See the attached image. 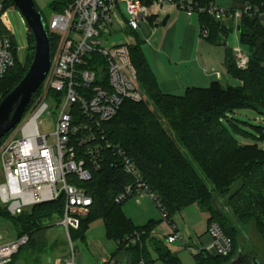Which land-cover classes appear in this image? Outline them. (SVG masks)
I'll return each instance as SVG.
<instances>
[{
  "label": "trees",
  "instance_id": "1",
  "mask_svg": "<svg viewBox=\"0 0 264 264\" xmlns=\"http://www.w3.org/2000/svg\"><path fill=\"white\" fill-rule=\"evenodd\" d=\"M152 1L144 0V3L150 4ZM192 1L199 7H208L216 0ZM242 1L253 12L257 11L253 15L244 14L238 26L240 42L248 48L249 65L246 70H239L234 53L229 48L225 51L224 61L227 73L241 81V87L215 82L208 88H188L183 95L164 93L144 54L143 40L137 33L130 32L132 41L129 51L142 100L124 101L118 114L104 124V143L112 148L103 151L101 169L93 171L92 179L80 185L93 199V205L90 214L81 221L80 228L70 230L71 240L75 236L85 241L89 225L101 220L106 237L116 244L136 231L142 234L140 243L135 247L123 249L117 245L114 257L127 254L130 264L140 261L146 264H156L158 261L182 264L166 242L156 236L157 222L135 226L123 211L124 203L115 202L131 181L124 172L123 156L118 154L120 150L133 162L143 181L159 198L155 203L161 205L159 209L165 214L164 220L172 223L174 215L196 205L208 215V225L217 224L224 236L231 240L229 255L200 252L194 256L196 264L230 263L243 252L239 238L242 231L248 228H254L264 247V149L257 142L241 144L238 141L241 135L262 139L263 134L261 132L262 135L255 136L246 132L234 118V114L242 109H253L264 115V0ZM9 6L15 7L11 0H7L6 9ZM53 6L54 10H62L60 4L55 8ZM198 19L201 33L207 31L204 38L213 46H223L226 36L234 30V26L218 22L208 13L198 15ZM1 29L0 24V32L7 34ZM29 32L34 43L33 34ZM10 37L16 45L14 37ZM49 37L53 57L59 38L53 35ZM98 59L105 63L101 57L98 56ZM29 67L20 71L17 64L9 71L0 84V93L4 91L0 102L21 82ZM15 79L18 81L13 85ZM7 85H10L8 89ZM42 90L31 100L24 118L33 110ZM11 133L0 141V147ZM80 154L88 160L82 151H79ZM225 208L231 210L235 222L226 216ZM64 209L65 198L62 197L55 202L36 205L13 217L0 202V219H6L13 225L17 238L27 235L30 238L28 245L35 246L36 237L48 230L56 219H62ZM152 254L156 255L157 260L152 258Z\"/></svg>",
  "mask_w": 264,
  "mask_h": 264
},
{
  "label": "built area",
  "instance_id": "2",
  "mask_svg": "<svg viewBox=\"0 0 264 264\" xmlns=\"http://www.w3.org/2000/svg\"><path fill=\"white\" fill-rule=\"evenodd\" d=\"M6 2L0 0V20L6 17ZM49 24L50 35L59 38V45L52 57V65L44 83V95L37 102L27 119L0 147L4 183L0 184V202L7 212L17 217L32 207L55 202L65 198L64 215L60 225L65 229L71 243L70 230H78L81 221L90 214L93 199L80 185L92 179V172L101 169L103 151L112 146L104 143L102 128L119 112L126 100L139 102L142 93L138 88V77L132 64L129 43L113 41L121 33L135 32L140 36L143 24L152 25L154 19L164 16L167 8L184 12L188 17L208 13L218 22L232 23L235 31L244 14L253 15L249 5L241 10L224 9L214 3L199 7L192 0H57ZM264 25V17H262ZM207 36V31L202 32ZM141 38V36H140ZM17 45L9 34L0 32V84L19 62ZM236 67L246 70L249 65L248 50L234 47ZM101 57L105 63L98 59ZM53 93L59 110L55 122V144L48 142V136L40 133L38 120L44 114L52 116L47 95ZM76 108L78 111H76ZM26 118V117H25ZM82 151L88 160L79 155ZM122 157L124 172L131 181L116 197L121 204L135 197H156L141 178L133 162ZM158 208L160 204L157 203ZM163 218L165 214L162 213ZM168 244L181 241V234L172 223ZM208 232L214 243L207 250L227 256L232 242L224 236L220 227L213 223ZM142 234L134 232L125 236L117 245L130 249L140 243ZM2 237L0 236V241ZM30 242L25 235L9 243H0V264H10L22 247ZM190 251H193L190 249ZM51 264H76L75 253L60 258ZM104 264H119L114 257H108ZM138 264H146L140 261Z\"/></svg>",
  "mask_w": 264,
  "mask_h": 264
},
{
  "label": "rangeland",
  "instance_id": "3",
  "mask_svg": "<svg viewBox=\"0 0 264 264\" xmlns=\"http://www.w3.org/2000/svg\"><path fill=\"white\" fill-rule=\"evenodd\" d=\"M35 1L46 24H49L54 14L52 6L57 0ZM235 2V0H216L215 4L217 7L229 9L227 7L235 5ZM53 7L55 8V5ZM21 21L24 22V19L18 10L15 7L9 6L7 8L6 17L3 20H0V24L1 28L5 30L4 32L14 37L16 45L20 49L18 65L20 71H25L32 62L34 43L31 42L30 32L26 23L24 22L22 24ZM164 29L165 28L160 29L159 31ZM151 32L152 29L149 24H143L141 26L140 36L144 40L149 41L150 44L152 43V45H154L157 42L156 40H158L159 35L157 34L153 37L151 36ZM226 38H228V36H226ZM124 40L128 43L132 41L128 33H121L118 37H113V41L116 42ZM240 45L242 48L248 50V48L243 46L241 42ZM147 49L148 46H143L144 53L147 52ZM17 81L18 80L15 79L13 85H15ZM239 82L242 86V82ZM44 86L45 85L42 87L43 90L40 92V96L38 95L40 98L46 96L44 95ZM8 87H10V85H7V89ZM7 89H5V91ZM3 94L4 91L0 93V98ZM47 97V103L51 106L49 111L52 113V116H49L47 113L42 115L38 120V129L41 134L47 135L48 142L51 145H54L56 140L52 134L55 131V122L59 110L54 108L58 105L55 100V95L51 93L50 95H47ZM145 100L148 101L146 97ZM38 101L39 99L37 102ZM30 113L31 111L28 115ZM27 116L24 120L29 117ZM234 118L238 125L246 132L255 136L263 134L262 139L261 137L260 139H256L251 136L244 137L241 135L238 137V141L241 144H253L257 142L259 147L264 149V115L253 109H242L234 114ZM4 180L5 177L0 162V184L4 183ZM155 197L158 198L156 195ZM220 201L223 202L221 198ZM157 205L158 204L150 197H135L124 202L122 208L125 215L135 226H144L150 221L157 222L158 227L155 230L156 236L166 242L168 248L182 260V264H196L194 259L196 253L194 251L207 250V248L214 243L213 236L208 232V215L201 212L196 205L187 207L181 213L174 215L172 220L174 227H176L181 234V241L175 244H168L166 239L169 235L170 225L163 219L162 210H160ZM225 211L226 216L235 222L231 210L225 208ZM60 222L61 219H56L51 225H49L51 227L48 228V230L41 232L38 237H36L37 244L35 246L26 245L22 247L14 256L12 264H51L50 262L56 261L57 259L71 257L72 251L75 253L76 264H104L107 257H105V255L103 256V254L97 255L99 256L97 257L96 253L102 251L107 256H112L116 253L117 245L113 240H109L106 237L104 223L101 220H95L89 225L85 241L73 236L71 243L66 235L64 227L60 225ZM235 224L238 225L237 223ZM0 236H2V240L0 241L1 244L11 242L17 238L16 229L8 220L3 218L0 219ZM239 243L244 253L249 255L252 254L257 258L260 264H264L263 242L254 228H248L247 231L243 230L242 235L239 238ZM190 249L193 251H190ZM210 254L217 255V251L213 250ZM152 258L157 260V257L154 254H152ZM156 264L163 263L158 261Z\"/></svg>",
  "mask_w": 264,
  "mask_h": 264
},
{
  "label": "crops",
  "instance_id": "4",
  "mask_svg": "<svg viewBox=\"0 0 264 264\" xmlns=\"http://www.w3.org/2000/svg\"><path fill=\"white\" fill-rule=\"evenodd\" d=\"M235 1V5L227 8L241 10L244 6L243 1ZM167 16H170L167 26L162 27V22ZM153 22L152 25L149 24L152 29L151 36L158 34L157 42L152 45L142 37L141 39L144 47L148 46L144 54L164 93L183 95L188 88H208L215 82H220L224 86H241L238 80L227 73L224 65L226 49L234 51V47L240 45L239 27L229 34L223 46H213L202 36L198 15L188 17L184 12L170 7L166 9L164 16L154 19ZM225 24L233 27L232 23ZM163 28L165 29L159 31ZM172 224L174 226L173 222ZM100 254L107 258L114 257L107 256L102 251L96 253V256ZM114 258L119 264H130L127 254Z\"/></svg>",
  "mask_w": 264,
  "mask_h": 264
},
{
  "label": "water",
  "instance_id": "5",
  "mask_svg": "<svg viewBox=\"0 0 264 264\" xmlns=\"http://www.w3.org/2000/svg\"><path fill=\"white\" fill-rule=\"evenodd\" d=\"M34 37V55L21 82L0 102V141L23 120L31 100L44 85L52 65L50 37L35 0H11ZM170 16L165 17L166 27ZM240 30V27H239ZM260 264L255 256L240 252L229 264Z\"/></svg>",
  "mask_w": 264,
  "mask_h": 264
}]
</instances>
